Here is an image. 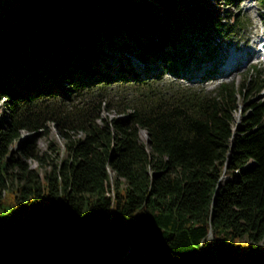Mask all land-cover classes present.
I'll list each match as a JSON object with an SVG mask.
<instances>
[{
	"label": "trees",
	"instance_id": "trees-1",
	"mask_svg": "<svg viewBox=\"0 0 264 264\" xmlns=\"http://www.w3.org/2000/svg\"><path fill=\"white\" fill-rule=\"evenodd\" d=\"M219 3L0 0V264H264V70L208 90L156 84L157 66L244 30ZM121 31L137 64L101 54ZM116 82L133 92L106 91ZM113 102L123 115L100 116ZM47 123L63 156L10 144Z\"/></svg>",
	"mask_w": 264,
	"mask_h": 264
},
{
	"label": "rangeland",
	"instance_id": "rangeland-1",
	"mask_svg": "<svg viewBox=\"0 0 264 264\" xmlns=\"http://www.w3.org/2000/svg\"><path fill=\"white\" fill-rule=\"evenodd\" d=\"M219 4L224 9L228 8L229 11L241 15V18L245 23L244 30L235 35L223 37L221 43L216 45L217 47L215 46L213 51L205 56L206 58L201 57L202 59H195L193 57L177 69L161 70L159 66H157L156 70L158 69L161 71L160 79L156 82L158 86L160 85V87H162L161 85L171 82L178 86L208 90L222 80L231 79L234 82H237L242 73L245 72L251 64H258L260 69L264 70V58H261L260 52L257 51L260 47V45H258V40L264 30V4H260L258 0H238V2L232 6L229 5L227 0H220ZM122 34L121 31V34L119 35H112L111 41L107 44L109 46L111 44V46L102 50L101 54H105L107 57L105 60L109 61L111 64L115 63L116 60L117 62H124L126 58L137 64L138 61L130 55L126 54V57L123 55L125 52L121 45L124 40ZM223 44H226V46ZM232 52L242 54V60L237 62L231 71L226 72L225 70L228 68L227 60ZM152 67L153 66L150 65V68ZM106 91L113 95L122 96V94H126L127 96L133 92V89L128 84L116 82L108 85ZM82 96L86 97V94L84 93ZM254 99L259 100L264 104V86L261 87ZM116 108L118 107L115 102H113L112 106L102 108L99 115L106 118L111 116H122L123 112H117ZM240 112L241 107L234 112L235 123L239 120ZM4 118L5 112L3 111L2 105H0V119ZM79 134L80 132H76L72 135L76 136ZM137 134L139 141L144 142L146 137L144 130L139 129ZM23 140L33 141L32 143L36 150L38 152L45 150L51 159H56L57 157L64 155L62 146L63 139L57 134L55 127L51 123H47V131L44 134L38 133V131L28 132L24 129H19L17 136L10 144L14 146ZM47 158L48 157H44L42 162H40V165L37 164L35 159L30 157L23 158V162L27 167L35 169L39 174L43 170L49 168L50 161ZM112 176V173L109 171V182L112 181Z\"/></svg>",
	"mask_w": 264,
	"mask_h": 264
},
{
	"label": "bare ground",
	"instance_id": "bare-ground-1",
	"mask_svg": "<svg viewBox=\"0 0 264 264\" xmlns=\"http://www.w3.org/2000/svg\"><path fill=\"white\" fill-rule=\"evenodd\" d=\"M258 41H256V42H258V45H260V47L258 48L257 51L260 52L261 58H264V30L262 31ZM250 54H252V53H250ZM241 60H242V54H239L237 52H232L230 57L227 60L228 68L225 71L226 72L231 71L235 67V64Z\"/></svg>",
	"mask_w": 264,
	"mask_h": 264
},
{
	"label": "water",
	"instance_id": "water-1",
	"mask_svg": "<svg viewBox=\"0 0 264 264\" xmlns=\"http://www.w3.org/2000/svg\"><path fill=\"white\" fill-rule=\"evenodd\" d=\"M145 136H146V134H145ZM145 141H147V139L145 138Z\"/></svg>",
	"mask_w": 264,
	"mask_h": 264
}]
</instances>
